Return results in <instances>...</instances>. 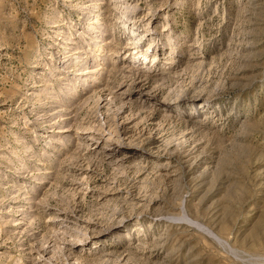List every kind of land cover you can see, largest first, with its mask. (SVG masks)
<instances>
[{"label":"rangeland","instance_id":"obj_1","mask_svg":"<svg viewBox=\"0 0 264 264\" xmlns=\"http://www.w3.org/2000/svg\"><path fill=\"white\" fill-rule=\"evenodd\" d=\"M0 264H264V0H0Z\"/></svg>","mask_w":264,"mask_h":264},{"label":"bare ground","instance_id":"obj_2","mask_svg":"<svg viewBox=\"0 0 264 264\" xmlns=\"http://www.w3.org/2000/svg\"><path fill=\"white\" fill-rule=\"evenodd\" d=\"M131 33H132V32H129V36H131L130 39L133 40L134 37H132L133 35H132ZM132 40H131V43H135V42H133ZM132 46H133V45H132ZM133 47H135V46H133ZM131 48H132V47H131ZM78 59H80V56H78L77 59H75V61L78 60ZM75 65H78V64L75 63ZM79 69H80V68H79ZM80 72H81V70H80Z\"/></svg>","mask_w":264,"mask_h":264}]
</instances>
